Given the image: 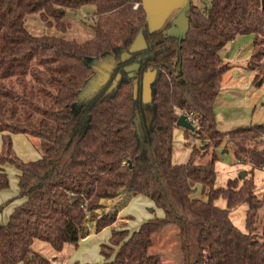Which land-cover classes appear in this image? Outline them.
Returning a JSON list of instances; mask_svg holds the SVG:
<instances>
[{"label":"trees","instance_id":"16d2710c","mask_svg":"<svg viewBox=\"0 0 264 264\" xmlns=\"http://www.w3.org/2000/svg\"><path fill=\"white\" fill-rule=\"evenodd\" d=\"M86 6L95 9L94 36L87 41L36 36L26 28L27 17L39 14L48 27L66 31L67 10ZM187 17L189 31L179 44L167 36L170 21L150 33L136 1L0 0V193L10 187L4 167L12 166L18 172L17 199H25L0 224V264H50L34 250L36 241L57 252L78 246L92 229L100 233L114 225L119 211L138 196L164 216L134 232L113 230L109 244L101 246L105 264H165L162 254L150 250L156 236L172 226L178 227L184 264H264V196H257L251 175L264 171V124L222 132L214 115L231 70L221 52L238 37L254 36L248 68L259 71L256 81H264V0H212L205 10L192 0ZM140 33L146 48L134 54L145 55L136 80L148 69L159 72L152 105H144L141 94L134 101L133 80L109 93L130 61L78 105L96 74L89 61L128 51ZM184 113L195 127L185 133L203 145H193L188 162L176 164L174 132ZM14 135L31 140L41 158L23 161ZM224 142L234 145L236 163L250 171L217 188L216 150ZM120 198V209L99 214L104 201ZM220 199L225 208L216 204ZM242 205L248 206L245 231L231 219Z\"/></svg>","mask_w":264,"mask_h":264},{"label":"rangeland","instance_id":"374dc122","mask_svg":"<svg viewBox=\"0 0 264 264\" xmlns=\"http://www.w3.org/2000/svg\"><path fill=\"white\" fill-rule=\"evenodd\" d=\"M193 1L204 10L210 7L212 3V0ZM94 12L93 6H86L78 11L67 10L63 20L64 23L69 24V28L66 31H59L55 27H48L39 14L27 17L26 28L36 36H58L68 40L84 42L94 36L91 28V25L94 24ZM253 41L254 36L252 35L238 37L227 45V50L224 49L221 52L222 58L232 69L223 77L220 95L218 96L214 110L215 122L218 129L222 132H228L240 127L264 124V81H256L259 71H252L248 68L252 55ZM123 55L124 52L120 51L106 56L102 61H89L96 74L80 92L78 105H82L97 94L108 79V73L111 70L108 67L114 68L119 62H122ZM31 124L30 126L34 128L35 120ZM184 130V128H178L174 132L173 160L176 164L188 162L193 145L199 147L203 145L201 141H198L190 134H186ZM31 143L33 142L31 141ZM225 147L224 145V149H227ZM216 153L219 158L216 163L218 173L217 188L226 187L229 180L240 177L243 171H247V173L250 171L249 167L236 163L232 151L228 152L226 150L225 152L223 149H218ZM207 160L208 157L203 162ZM8 175L10 187L3 192L11 197L8 201L0 202V207H2L0 210V220H5L2 217V213L17 200L19 195V193H14L17 191L15 177L12 172L8 173ZM251 175L255 179L256 194L259 198H262L264 196V171L255 169ZM198 194L200 197L202 196L201 192ZM201 198L205 199V197ZM113 202H116V204L111 206L109 204L108 209L105 208L106 210L99 211V214L103 215L120 209L118 206L122 202V199L120 198ZM130 202L124 213L121 214L125 219L124 222L118 221V223L105 228L100 233H96L94 229H90V235L82 239L78 246L67 244L62 251L57 252L48 243L36 241L33 248L36 252L48 258L50 264H104L100 253L101 246L106 244L105 242L111 238L112 231L117 225L119 227L121 224L127 230L133 231L142 224L141 220L144 218V215L149 214L151 217H163V211L152 204L150 200L139 198ZM216 204L222 208L226 207V202L223 199L218 200ZM152 210H154V213H151ZM247 210L248 206L242 205L231 212L232 221L243 231H245ZM177 233L178 227L172 226L167 228L162 234L157 235L154 247L151 248L150 252L155 254V250L159 249L158 251L165 252L162 253L164 254L163 261L165 259L167 262L171 260V264H184Z\"/></svg>","mask_w":264,"mask_h":264},{"label":"water","instance_id":"95a60500","mask_svg":"<svg viewBox=\"0 0 264 264\" xmlns=\"http://www.w3.org/2000/svg\"><path fill=\"white\" fill-rule=\"evenodd\" d=\"M140 3L146 13L147 28L150 33H154L165 27L166 23L170 21V28L167 30V36H173L179 39V44L186 37L189 31V18L187 12L190 9L192 0H131ZM146 48V43L142 33L138 35L131 48L124 52L122 62H119L114 68H110L108 73V79L103 85L106 86L115 74L117 66L121 63L128 62L134 54L140 53ZM102 64V63H101ZM100 65V64H99ZM97 67V66H95ZM105 67V68H106ZM94 69V68H93ZM142 63L139 61L132 65H128L124 68V72L128 74V79L123 78L121 74H118L114 80L112 86L109 89V93L116 91L119 84L123 81H132L136 79V74L141 72ZM95 71V70H94ZM159 76L158 70L148 69L142 74L141 81L134 83V101H136L141 94L142 102L144 105L151 106L153 103V85ZM102 87V88H103ZM101 88V89H102ZM100 89V90H101ZM177 126L184 128L185 130L195 131L194 125L188 121L187 117L180 116ZM247 171H243L240 174L241 179H245Z\"/></svg>","mask_w":264,"mask_h":264},{"label":"crops","instance_id":"0c3cea01","mask_svg":"<svg viewBox=\"0 0 264 264\" xmlns=\"http://www.w3.org/2000/svg\"><path fill=\"white\" fill-rule=\"evenodd\" d=\"M225 49H226V48H225ZM226 50H227V49H226ZM118 52H120V51H118ZM123 52H127V51H123ZM231 70H232V69H231ZM12 139H13L14 150L16 151L17 155H18L23 161H25V162H29V161H37V160H39V159L41 158V155H40L39 151L35 148L34 144L31 143V141H30L26 136H24V135H14V136H12ZM0 143H1V140H0ZM224 145L226 146L225 148H227V149H224ZM222 146H223V147L218 148V149H221V150L223 149V151L225 150V152H226V150H227L228 152L232 151V153L234 154V157H235V147H234V145H233L232 143L224 142ZM1 147H2V143H1V146H0V150H1ZM218 149H217V150H218ZM4 168H5V170H6L7 173H11V172H12L13 176L15 177V181H16V185H17V188H16L17 191L14 192V193L18 194V193H19V187H18V178H17V176H18V172H17V170H16L14 167H12V166H5ZM197 196L199 197L200 195L197 194ZM10 197H11V196L8 195L7 193L2 192L1 195H0V202L8 201ZM139 198H140V199H141V198L147 199V198H145V197H143V196H138V197L132 199L131 202H132L133 200H137V199H139ZM147 200H148V199H147ZM113 201H115V200H107V201H104L103 203H104V205H105V208L108 209L109 204H110V206L113 205V204H116V202L114 203ZM131 202H130V203H131ZM150 202H151V201H150ZM24 203H25V199H17L15 202H13V203H12V204H11V205H10V206H9V207H8L3 213H2V217L5 218V220L1 219V220H0V224H7L8 221L10 220L11 215H12V214L14 213V211L16 210V208L22 206ZM152 204H154V203L152 202ZM127 206H128V205H127ZM127 206H125L124 208H122V209L119 211V213H118V218H117V222H116V223H118V221H120V222H121V221H122V222L125 221V219L122 217L121 214L124 213V210L126 209ZM118 207H119V206H118ZM118 207H117V208H118ZM105 208H104L103 210H106ZM151 213H154V210H152ZM163 216H164V214H163ZM153 218H154V217H151L149 214H148V215H144V218H142L141 223L143 224V223H145V222H147L148 220H151V219H153ZM142 224H141V225H142ZM141 225H140V226H141ZM112 226H113V225H112ZM140 226H139V227H140ZM139 227H138L136 230H133V231H131V232L137 231V230L139 229ZM121 229H127V228H124V227L120 224L119 227H118V225H117V227H116L115 229H113V230H121ZM129 231H130V230H129ZM109 240H110V239H109ZM109 240L105 242L107 245L109 244ZM153 247H154V245H153ZM158 250H159V249H158ZM158 250H155V251H156L155 254H162V253H165V252L158 251ZM162 255H164V254H162ZM103 261H104V264H105L104 257H103ZM170 262L172 263L171 260H170V261L168 260V262H167V260L164 259V263H165V264H171Z\"/></svg>","mask_w":264,"mask_h":264},{"label":"flooded vegetation","instance_id":"af4514ba","mask_svg":"<svg viewBox=\"0 0 264 264\" xmlns=\"http://www.w3.org/2000/svg\"><path fill=\"white\" fill-rule=\"evenodd\" d=\"M123 52V51H122ZM145 55H142V56H140L138 59H134V55H133V57L128 61L129 63L128 64H126L120 71H119V73L118 74H121L122 76H123V78H125V79H128V74L127 73H125L124 72V68L126 67V66H128V65H132V64H134V63H137V62H143V57H144ZM118 67V66H117ZM140 73V72H139ZM139 73H137L136 74V78L139 76ZM116 77H117V75H116ZM116 77H115V79H116ZM133 81H138V80H136V79H133ZM147 106H149V105H147Z\"/></svg>","mask_w":264,"mask_h":264},{"label":"built area","instance_id":"2783aa9c","mask_svg":"<svg viewBox=\"0 0 264 264\" xmlns=\"http://www.w3.org/2000/svg\"><path fill=\"white\" fill-rule=\"evenodd\" d=\"M139 6V4H136V7L135 8H137ZM184 116H186L187 117V115H185V113H184ZM187 119H188V121L190 122V119L187 117Z\"/></svg>","mask_w":264,"mask_h":264}]
</instances>
